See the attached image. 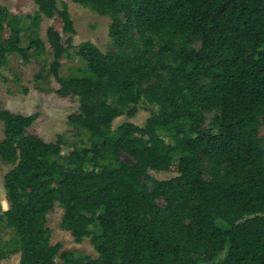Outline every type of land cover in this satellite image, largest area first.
Wrapping results in <instances>:
<instances>
[{
    "label": "trees",
    "instance_id": "16d2710c",
    "mask_svg": "<svg viewBox=\"0 0 264 264\" xmlns=\"http://www.w3.org/2000/svg\"><path fill=\"white\" fill-rule=\"evenodd\" d=\"M34 1V15L0 3V72L11 55L25 63L45 55L42 23L59 18L62 33L46 36L52 62L35 79L54 77L58 95L79 99L68 124L81 142L66 156L64 135L48 143L29 134L38 114L0 111V159L13 166L4 178L10 208L0 205V261L264 264V0H75L111 20L114 50L83 43L84 67L68 76L69 5ZM142 103L154 108L143 126L114 129ZM56 205L62 228L78 244L91 239L97 258L51 244ZM2 226L14 232L8 241Z\"/></svg>",
    "mask_w": 264,
    "mask_h": 264
},
{
    "label": "rangeland",
    "instance_id": "374dc122",
    "mask_svg": "<svg viewBox=\"0 0 264 264\" xmlns=\"http://www.w3.org/2000/svg\"><path fill=\"white\" fill-rule=\"evenodd\" d=\"M69 5V10L74 21L75 34L73 35L75 50L71 59L64 60V67L61 76L69 74H80L79 68L84 64L77 57L80 46L85 42H92L103 53L113 51V44L109 36L111 20L108 17H102L96 12L87 9L75 0H62ZM1 5L6 7L14 15H34L38 6L34 0H0ZM26 25L29 20L24 21ZM62 22L59 18L52 20L45 19L40 29V35L46 43L47 53L43 56H33L29 63H25L23 58L18 55H11L9 63L0 72V111L9 110L14 114L31 116L38 114L39 118L29 129V134H33L48 143H55L58 136L64 135L67 146L64 150L65 155L70 154V147L75 143L81 142V138L68 124L69 117L77 113L80 108L79 99L64 98L58 95L57 90L60 88L54 77H50L42 83L36 82V73L43 66L49 68L52 62L51 49L47 43V30L54 28L62 33ZM9 32H6V37ZM28 33L23 36V43L28 45ZM64 39L68 36L63 35ZM154 108L142 103L139 106L138 114L130 119L126 116L118 118L114 122V129H117L124 122H131L138 126H143L151 117ZM264 137V128L260 132ZM87 137V136H86ZM5 138V128L0 122V141ZM168 142V138L164 136ZM129 161V158L125 156ZM13 166L3 164L0 159V205L3 211L10 208L7 200L4 178L10 172ZM153 177L159 180H170L177 176L174 173L151 172ZM64 211L59 205H56L53 212L48 216L47 226L50 230L51 244H63L64 250L75 251L78 255L97 258L98 254L91 243V239H86L83 243L75 242L70 232L64 230L61 226ZM14 236L11 229L2 226L1 238L8 241ZM1 239V240H2ZM20 255L12 256L9 259L0 261V264H19ZM57 264H62L61 259H57Z\"/></svg>",
    "mask_w": 264,
    "mask_h": 264
}]
</instances>
